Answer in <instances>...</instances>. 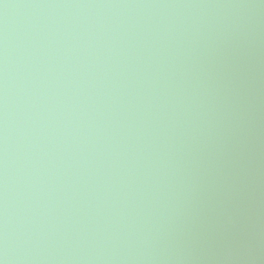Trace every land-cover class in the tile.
Masks as SVG:
<instances>
[{
    "label": "water",
    "instance_id": "obj_1",
    "mask_svg": "<svg viewBox=\"0 0 264 264\" xmlns=\"http://www.w3.org/2000/svg\"><path fill=\"white\" fill-rule=\"evenodd\" d=\"M0 264H264V0H0Z\"/></svg>",
    "mask_w": 264,
    "mask_h": 264
}]
</instances>
